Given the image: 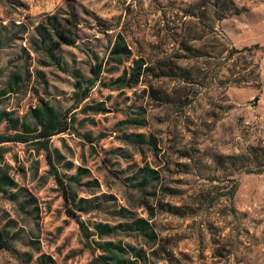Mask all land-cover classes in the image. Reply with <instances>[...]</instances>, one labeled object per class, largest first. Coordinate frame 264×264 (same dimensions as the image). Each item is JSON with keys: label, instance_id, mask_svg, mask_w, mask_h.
<instances>
[{"label": "rangeland", "instance_id": "1", "mask_svg": "<svg viewBox=\"0 0 264 264\" xmlns=\"http://www.w3.org/2000/svg\"><path fill=\"white\" fill-rule=\"evenodd\" d=\"M262 9L264 0H0V112L35 128L29 111L44 102L69 110L71 126L46 144H0V230L13 239L0 264H92L101 252L87 248L68 210L89 231L146 220L148 234L102 239L141 249L146 264H264ZM55 15L78 25L52 60L35 27L51 29ZM117 34L129 50L122 65L107 63ZM244 47L253 49L224 59ZM141 59L150 72L118 88L113 80ZM98 63L100 80L74 101L73 74L88 79ZM163 65L173 71L157 78ZM14 73L21 82L10 90ZM22 133L0 123V136ZM140 133L143 144L134 142ZM47 152L86 211L65 206ZM223 156L242 160L219 167ZM146 169L154 174L145 183Z\"/></svg>", "mask_w": 264, "mask_h": 264}, {"label": "trees", "instance_id": "2", "mask_svg": "<svg viewBox=\"0 0 264 264\" xmlns=\"http://www.w3.org/2000/svg\"><path fill=\"white\" fill-rule=\"evenodd\" d=\"M226 10V9H225ZM225 10L222 11L219 19L226 18L229 16ZM51 25V29H47L43 24H39L35 27V32L40 39V47L43 51L46 52L47 56L54 60L53 52L59 48L61 44L72 45L77 38V25L78 22L74 16L71 19L61 18L58 15L52 17V21H49ZM253 47H244L241 50H236L234 48L231 49L229 54L224 59H232L234 54L238 52H251ZM190 52V51H189ZM129 50L127 45L125 44L123 38L117 34L116 39L110 49L109 57L107 59V63H113L117 65H122L124 62L128 60ZM145 63L143 60H135L132 61L131 66L124 68L122 73L116 77L113 82L117 83L118 88H131L132 86L138 84L140 82V78L143 76V73L150 72L149 67H143ZM102 64L98 63L89 68V72L92 77L88 79H84L80 74L74 73V84L73 88L76 90L73 93V100L76 102H80L85 100L88 97V94L95 84V82L100 80ZM163 68L166 70L159 68L158 73L155 74L157 78L162 76H169L170 71H173V68L170 65H163ZM163 70V71H161ZM187 78V77H186ZM186 80V79H184ZM238 81V82H237ZM21 82V75L18 73H14L11 75L10 80L8 82V88L10 90L14 89V86ZM239 80H236L235 83H239ZM18 86V85H17ZM5 91H3L4 93ZM162 97L157 96V99H161ZM167 100V99H165ZM177 105L181 107H185L188 102L176 101ZM69 110L65 112H61L56 110L54 107L50 106L48 103L41 102L35 108L30 109L29 114L35 122V128L30 127L25 121H20L16 117H12V115L8 112H0V123L4 122L6 124V128L11 131H17L21 129L23 135H11V136H0V144L3 143H29L34 142L36 144H46L51 137L65 133L70 129V123L67 119V114ZM134 142L137 144L145 143V135L140 133L134 136ZM89 142H91V138L88 137ZM154 138H150L148 140L149 144H154ZM264 155L261 153L260 156ZM47 163L50 169L53 171V174L56 180L59 183L60 189L63 193V200L65 206L68 204H73L74 206L80 207L83 211H86V203L85 199H78L75 204V197L70 194L67 190L68 188L64 185L59 177L58 173L54 168L52 158L50 153H46ZM228 160V161H226ZM242 159L238 157H230L223 156L215 159V164L219 167H223L225 165L234 164L236 162H240ZM264 169H259L256 172H262ZM247 173H253L254 171H246ZM153 170H145L144 171V179L143 182L146 183L150 178L153 177ZM72 178V177H71ZM143 182H141L143 184ZM12 182L5 178L3 185L8 186L11 185ZM0 191L4 194V190L1 187ZM16 194H10L9 199L14 201L16 200ZM84 205V207H82ZM166 211L178 214L177 207H169L167 205L164 206ZM68 212L75 218L76 223L79 226L81 234L86 241L85 245L91 252L99 251L101 254L93 257L92 264H138L140 261L143 264L147 263L146 255L144 251L141 249H136L131 245H125V247L121 246L119 242L113 241H104L102 240L104 236H113L118 233V231H128V230H137L141 233H146L148 229V225L146 220L143 218L133 219L129 223H119L116 225H110L107 223H95L89 231V228L84 224V222L80 221L78 217L68 210ZM127 211L125 209H120L118 211L119 214L125 215ZM5 230V229H4ZM152 234V233H150ZM149 234V235H150ZM92 237V238H91ZM97 238V240L94 239ZM91 238V239H90ZM11 238H7L4 233L0 230V249H9L11 243ZM93 245L94 247H92ZM128 255L131 256V260Z\"/></svg>", "mask_w": 264, "mask_h": 264}, {"label": "crops", "instance_id": "3", "mask_svg": "<svg viewBox=\"0 0 264 264\" xmlns=\"http://www.w3.org/2000/svg\"><path fill=\"white\" fill-rule=\"evenodd\" d=\"M260 45L264 48V9L261 10L260 16ZM261 84L262 91H264V56L261 58Z\"/></svg>", "mask_w": 264, "mask_h": 264}, {"label": "water", "instance_id": "4", "mask_svg": "<svg viewBox=\"0 0 264 264\" xmlns=\"http://www.w3.org/2000/svg\"><path fill=\"white\" fill-rule=\"evenodd\" d=\"M254 103H255V101H254Z\"/></svg>", "mask_w": 264, "mask_h": 264}]
</instances>
